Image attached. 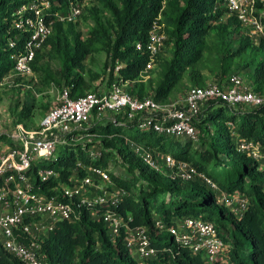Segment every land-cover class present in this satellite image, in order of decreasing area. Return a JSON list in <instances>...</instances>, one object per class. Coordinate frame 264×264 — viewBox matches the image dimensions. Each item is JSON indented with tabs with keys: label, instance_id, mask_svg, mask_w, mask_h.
I'll return each instance as SVG.
<instances>
[{
	"label": "trees",
	"instance_id": "1",
	"mask_svg": "<svg viewBox=\"0 0 264 264\" xmlns=\"http://www.w3.org/2000/svg\"><path fill=\"white\" fill-rule=\"evenodd\" d=\"M51 1L62 6L68 3V0ZM97 1L112 15V36H108L106 30L95 28L84 38L76 23H56L45 51L37 55L32 65L35 72L41 61L59 58L65 87L73 98L87 93L84 79L75 71L83 68L84 60L93 52L94 45L102 40H106L107 45L110 82L114 81L117 64H123L119 72L122 79L138 80L147 65L148 56L137 49V44L146 43L151 25L162 16L166 3V0ZM218 1H168L172 30H166V45L172 44L173 52L171 59L165 60L161 80L153 91L152 97L156 101L164 102L186 74L196 71L204 56L205 39L215 27L225 31L236 24L242 37L238 54L250 48L255 52L264 50V39L256 43L242 31L236 17L228 15L227 11L225 13L221 6L217 9ZM22 3L23 0H0V88L14 68L13 50L9 49L8 40L17 35L12 21ZM258 7H264V2H258ZM92 12H98L96 7H88L82 18H88ZM162 59H158L157 65ZM254 77L257 83H264V58L258 62ZM254 90L259 93V89ZM29 115L30 110H27L25 117ZM93 118L100 120L101 117L94 111ZM195 126L199 131V142L186 141L181 145L176 139L141 130L137 121L127 122L124 114H114V119L107 124L96 122L67 136V143L58 147L52 162L42 167L58 172L61 181L69 183L77 163L107 169L113 156L126 169L129 178L117 179L110 174L115 185L124 192L119 204L111 210L121 217L123 224L147 230L157 255L143 259L144 264H264V169L248 155L239 152L236 144L239 137L264 147V105L253 109L236 108L221 100H211L202 107ZM77 133L95 135L98 141L75 144L72 138ZM8 138L1 135L0 142ZM14 140L7 143L10 148L17 147ZM132 146L154 154H170L177 161L189 163L208 176L221 193L247 197L248 209L237 218L224 204H220L217 191L198 181L173 179L169 172L155 171L143 162ZM93 149L100 153L95 160L90 158ZM27 174L33 177L34 185L39 184L37 169ZM79 176H86V171L79 169ZM58 185L57 181L50 180L42 184V188L52 194ZM97 210L102 213L106 208L98 207ZM187 216L215 223L219 238L227 246V261L209 262L204 255L176 244L167 228ZM157 223L163 225L162 230L156 226ZM125 238V228L113 238L104 221L94 219L90 209L84 208L79 219L61 222L41 241V255L48 264H141V259L133 257L127 249ZM0 264L24 263L7 253L0 244Z\"/></svg>",
	"mask_w": 264,
	"mask_h": 264
},
{
	"label": "built area",
	"instance_id": "2",
	"mask_svg": "<svg viewBox=\"0 0 264 264\" xmlns=\"http://www.w3.org/2000/svg\"><path fill=\"white\" fill-rule=\"evenodd\" d=\"M89 0H68L66 6L53 4L51 0H23L13 15L12 28L17 35L10 37L8 47L13 50L12 73L20 78L33 74V63L43 53L56 23H77L85 15ZM218 7L225 5L228 15L236 17L252 38L264 39V7H258L256 0H219ZM161 16L153 22L146 43H138L137 49L148 56V62L138 80L147 81L157 67V61L167 52L166 36ZM259 40V41H260ZM22 42V44H20ZM123 64H117L114 81L106 90L91 91L76 98L66 88L60 102L42 118L38 129L28 131L19 127V144L16 148L0 151V244L4 250L24 264H48L41 255V241L46 239L63 221L81 217L82 209L89 208L94 219L101 218L112 237L125 228V243L133 257L141 260L157 255L151 246L145 228H131L123 224L121 217L112 211L120 202L124 192L119 189L111 193L105 185L111 184L107 169L88 170V175L79 176L82 163H77L69 183H63L60 175L43 166L41 159H54L58 147L67 143V136L85 130L97 116L124 114L127 122L137 121L139 128L153 131L157 135L186 141L199 142V131L195 120L202 107L211 100H221L236 108H258L264 105V95L257 93L241 73H232L224 80L213 79L203 86L191 87L181 101L165 104L152 96L138 97L127 90L128 82L119 75ZM110 70V69H109ZM4 86V81L1 87ZM80 136L73 135L72 140ZM237 150L258 162L264 169V147L253 141L237 137ZM135 152L143 162L157 172L163 173L158 160L171 171L176 169L182 181H198L214 191L217 186L205 174L198 172L187 162L177 161L170 154H154L142 147ZM100 156L91 151L90 158ZM37 169L39 184L27 172ZM94 172L95 178L91 176ZM53 180L59 183L53 193L43 190L42 184ZM105 191L103 195L97 192ZM225 195V194H223ZM227 208L240 218L249 206L244 195L224 196ZM105 207L99 213L97 208ZM159 229L163 225L156 224ZM167 231L179 246L189 248L195 254H202L209 262L227 257L226 244L219 238L215 223L187 216L169 225ZM229 259V257H227Z\"/></svg>",
	"mask_w": 264,
	"mask_h": 264
},
{
	"label": "rangeland",
	"instance_id": "3",
	"mask_svg": "<svg viewBox=\"0 0 264 264\" xmlns=\"http://www.w3.org/2000/svg\"><path fill=\"white\" fill-rule=\"evenodd\" d=\"M168 1L166 0L164 5V12L167 11V13L164 14L163 12L161 16L166 38H168L166 30H172L171 11L168 8ZM256 2L257 4L258 2L261 4L264 0H256ZM88 7H96L98 12H92L88 18L83 17L80 19L76 23L77 30L82 33L84 38L95 28L102 31L106 30L108 31V36H112L113 18L110 12L100 5L97 0H89L88 4L85 5V10ZM223 9L226 13L225 5ZM253 39L256 43H259L260 37L255 36ZM241 42L242 37L236 24H233L225 31L219 30L216 27L213 28L205 39L204 56L196 71L192 74H186L173 93L163 100V103L172 104L181 101L191 87L204 85L213 79L224 80L232 73H241L254 89H259V93L264 95V83H257L254 77L258 62L264 58V50L255 52L250 48L247 52L238 54ZM172 52V44H169L166 54L162 57L163 61L158 63L155 71L150 74V78L145 82L141 80L128 81L125 84L126 89L136 96L138 94L152 96L153 91L156 90L161 80L162 67L165 60L171 59ZM109 68L106 40H102L94 45L93 52L84 60L83 68L75 71V74L84 79L88 87L85 92L103 91L111 85ZM61 70V60L54 58L41 61L37 67V71L33 72L29 77L20 78L15 74L6 76L4 86L0 88V136L6 135L9 138L7 141L0 142V151L9 149L10 147L7 143H12L14 139V143L19 144L20 126H23L28 131L38 129L42 118L52 107L60 102L63 91L66 89ZM197 80L199 81L198 83H196ZM27 110H30V115L25 117ZM113 119L114 114H104L100 120L93 118L92 123L85 126L84 129H87L96 122L107 124ZM87 141L97 142L98 139L95 135L81 134L73 143L84 144ZM180 144L183 145L182 142ZM180 144L178 148L181 146ZM92 151H96V149ZM110 159L107 169L111 176L117 179H128L129 176L126 169L113 156ZM52 160L44 158L41 159V162L44 165H49ZM158 162L161 165L162 171L169 172L171 178L178 175L176 169L171 171L163 166L164 164L161 160H158ZM84 168L86 175H88V170H94V168L88 166H84ZM90 174L94 178L96 177L94 172L92 173L91 171ZM112 177L111 184L105 185L106 192L114 193L119 190ZM105 191L97 193L103 195ZM217 196L220 204H223L225 202V195L217 191ZM223 259L228 260L226 256L221 258V260ZM139 261L141 264H144V261Z\"/></svg>",
	"mask_w": 264,
	"mask_h": 264
},
{
	"label": "crops",
	"instance_id": "4",
	"mask_svg": "<svg viewBox=\"0 0 264 264\" xmlns=\"http://www.w3.org/2000/svg\"><path fill=\"white\" fill-rule=\"evenodd\" d=\"M224 204V203H223Z\"/></svg>",
	"mask_w": 264,
	"mask_h": 264
}]
</instances>
